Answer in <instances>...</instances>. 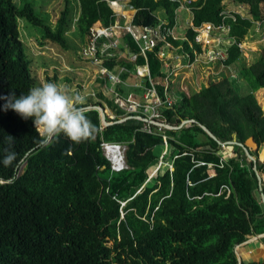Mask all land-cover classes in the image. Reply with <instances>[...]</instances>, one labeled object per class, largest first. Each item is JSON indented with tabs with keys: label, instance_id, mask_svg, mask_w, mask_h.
Listing matches in <instances>:
<instances>
[{
	"label": "trees",
	"instance_id": "trees-1",
	"mask_svg": "<svg viewBox=\"0 0 264 264\" xmlns=\"http://www.w3.org/2000/svg\"><path fill=\"white\" fill-rule=\"evenodd\" d=\"M223 1L196 0L195 24L220 23ZM231 1L250 7L252 19L235 14L234 21H225L230 36L240 43L255 22L264 21V0ZM178 6L172 0L126 4L136 9L134 24L140 27L156 25L158 11L174 24ZM57 13L52 23L34 0H0V98L12 92L27 95L41 86L20 37L19 19L39 33L41 43L79 58H84L89 28L116 20L108 0H63ZM187 34L194 41L195 32ZM123 41L112 49L116 55L105 59L112 71L145 62L142 55L136 63L121 57L126 48L140 50L129 35ZM183 47L192 57L193 49H200L188 40ZM148 61L152 75H160L163 62L156 51L148 52ZM225 64L231 65L236 80L224 77L177 101L171 97L161 108V123L178 127L183 120L195 121L176 130L136 118L103 127L99 111L93 109L84 112L98 130L94 139L76 144L61 135L45 146L33 121L4 111L0 99V161L8 136L14 138L10 151L16 154L12 166L0 163V264H264L240 262L235 250L264 234V202L254 162L236 144L234 155L224 159L217 154V143L198 126L221 143L232 141L233 134L242 145L251 141L256 148L246 147L257 156L264 176V153L258 154L264 147V107L256 95L264 87V50L248 66L235 43ZM121 74L128 76L125 70ZM98 80L104 85L108 77ZM240 81L248 93L239 92ZM160 89L167 101L163 86ZM98 92L100 101L90 105H107L115 120L129 116L103 90ZM134 115L145 117L141 112ZM103 141L126 145V170L112 172L101 151ZM161 146L167 153L157 168L161 157L156 150Z\"/></svg>",
	"mask_w": 264,
	"mask_h": 264
},
{
	"label": "built area",
	"instance_id": "built-area-1",
	"mask_svg": "<svg viewBox=\"0 0 264 264\" xmlns=\"http://www.w3.org/2000/svg\"><path fill=\"white\" fill-rule=\"evenodd\" d=\"M129 1L108 0L115 13H117L119 9V7L116 8V6H120L119 4L124 2L122 11H118L122 14L125 12L123 8H126V4ZM172 1L179 2V6L176 8L175 12L177 16L174 24H171V22H164L158 17V23H156V25L140 27L134 24L135 15L129 17L124 23L116 18L115 23L110 26L96 23L89 28L87 42L82 48V54L85 60H96L95 64H100L101 70L98 72L99 77H105L107 75L108 81L105 82V85H107V87L112 86L111 90L114 104L129 114L141 112L145 117L136 116V118L148 120L147 122L145 121L146 124H151L150 121H161V108L165 106L167 102H172V95L169 89H173L174 83L177 84L176 77L178 76V70L184 68L194 69V73H196L198 70L196 69L198 67L197 65L204 68V66L215 63L214 66L221 69L217 71V74L224 70L232 77V80H236L237 76L235 72L230 69L229 66H226L225 62L228 58L229 48L233 44L236 43L240 51H242L243 46H245L242 42L237 43L230 36V27L225 23L227 19L235 20L234 14H236V11H234V9H230L224 4L220 13V23L215 24L211 21H204L197 25L194 22L193 7L196 0ZM179 12H185V17H183V35L177 32ZM190 29L195 32L194 41L190 40L188 37L187 33ZM252 31L258 34L260 42L264 44V21L255 22V28ZM127 35L132 37L140 47L138 53L132 52L130 56L132 59H138V57L142 55L145 58V65H141L142 67H138L137 69V75L144 80V83L140 82V84H134L136 88L142 90V94L132 92L125 96L120 89L123 90L128 87V84L121 79V73L126 67L117 66L116 68L119 70L118 73H115V71L110 70L106 66L105 60L102 62L98 61L101 58L106 59L107 57H114L116 55V50L113 51L112 49L117 48L122 43L124 44L123 40ZM253 36L254 33H249L246 38L250 41ZM177 39H182L183 41L188 40L191 47H194V43H198L200 49L194 48V57H192L190 52L186 50L183 45L174 43ZM126 51L127 54H129L128 48H126ZM149 51H156L159 58L163 61L162 66L164 65V69L160 77L155 78L151 73L148 61ZM167 54L172 57L171 61L177 62L175 66L168 60ZM148 82L149 84H147ZM160 86L164 88L167 101H165L162 96ZM96 95L97 92L94 96ZM78 107L80 106L78 105ZM163 140L166 143L165 136H163ZM101 151L108 160L112 172L119 173L128 168L125 158L126 145L117 142L103 141L101 143ZM165 154L166 152H164L161 157L157 168L164 163Z\"/></svg>",
	"mask_w": 264,
	"mask_h": 264
},
{
	"label": "rangeland",
	"instance_id": "rangeland-1",
	"mask_svg": "<svg viewBox=\"0 0 264 264\" xmlns=\"http://www.w3.org/2000/svg\"><path fill=\"white\" fill-rule=\"evenodd\" d=\"M14 1L17 4L21 3V0H14ZM34 1H35V5L38 8H40V11L49 13L51 22L54 23L55 19L58 16L57 15L58 9L61 7L63 0H34ZM124 1L126 2L129 0H124ZM223 2L226 6L227 4H230L231 8L234 9V11H237L241 16L243 17L250 16L249 5H242L240 3L233 2L231 0H224ZM123 3L119 4L120 6H116V8L119 7L118 11H122ZM227 7L229 8V6ZM118 11L115 14H116V18H118L120 22L124 23L129 17L132 16L131 13L127 11H125L123 14ZM133 11H135V9H133ZM184 15L185 14H183V16ZM159 17L163 19V15L161 12L159 13ZM18 26H19L21 40L24 44L28 57L31 60V66L34 68L33 70L36 72L39 78L40 85L49 82L63 85L67 88L69 95L74 96L75 93L82 91V94L80 92L81 94L80 96L93 94L90 97L87 96L89 97V99H87V104L95 101L99 93L98 91L101 90V87L99 85L100 82H98L99 81L98 72L101 69H100V64H95L96 60H91V61L85 60L84 58H79L78 56H76L71 52L60 53V51L58 50V48H56L55 45L49 44L47 42L41 43L39 33L36 32L32 26L28 25L27 22L19 19ZM253 33L254 36L252 38V41L257 39L255 41L257 43V41H260L259 36L258 34H256L255 31H253ZM75 42L77 44H81L78 38H75ZM249 46L253 48V46H257V45L246 44V46H243V50L249 51L248 49L250 48ZM255 52L256 51H254L249 61V64L247 63L248 65L250 64L252 65L255 59L260 55V53L258 52L255 53ZM127 58L124 59L126 61L129 60L131 61V59L128 60ZM104 60H105L104 58H101L98 62H102ZM214 65L215 63H211L209 66H204V68L197 65L198 67L197 68L195 67L196 69H198L196 73H194V69H193L191 70L192 72L189 75H188L189 73L188 71L185 72L186 74H182L181 79L183 75H185L182 80L183 85L182 86L180 85L177 90L184 91V93H186L189 96L194 89L200 90L201 88L204 87L205 84L209 85L211 82L219 81L218 78L222 80L225 77V79H227L228 81L232 80V77L224 70L221 71L223 75H221L220 73L219 76L217 77V71H220L221 69L217 68V66ZM91 83H94V87L92 89L90 86ZM236 86L240 88L239 92L241 94L242 93L246 94L250 91L245 82L240 81V83L237 84ZM104 88L106 89V95L110 97L112 93L111 90L112 86L110 88H107V85H104ZM96 92L97 95L94 96ZM256 95H258V101L264 107V87L263 89L261 88L258 92H256ZM163 142L165 143V141ZM246 146L250 149L256 148V145L252 144L251 141H246ZM165 151L167 153V147L164 146H161L159 149L156 150L157 154H159V157H162ZM263 153H264V147H261L258 152L259 157H262ZM217 154H220L224 159H227L229 156L234 155L232 145L220 146L218 148ZM252 156H255L257 158L256 155H252ZM209 172L212 174L215 173L212 167L209 168ZM263 184H264V176H263L262 186ZM259 194L261 195L260 188H259ZM236 250L238 252V257H240L242 261L245 262L264 261V252L262 253L261 240L255 239V237H251L250 240L245 244H242L241 246H237Z\"/></svg>",
	"mask_w": 264,
	"mask_h": 264
},
{
	"label": "clouds",
	"instance_id": "clouds-1",
	"mask_svg": "<svg viewBox=\"0 0 264 264\" xmlns=\"http://www.w3.org/2000/svg\"><path fill=\"white\" fill-rule=\"evenodd\" d=\"M4 101L3 110H12L22 119H31L42 145L51 144L56 138L63 135L73 143H81L94 139L97 128L87 118L82 108L84 97L69 95L65 86L56 83H44L33 87L27 95L17 97L15 92L0 98ZM8 148L0 163L12 166L16 154L10 151L14 138H6Z\"/></svg>",
	"mask_w": 264,
	"mask_h": 264
},
{
	"label": "crops",
	"instance_id": "crops-1",
	"mask_svg": "<svg viewBox=\"0 0 264 264\" xmlns=\"http://www.w3.org/2000/svg\"><path fill=\"white\" fill-rule=\"evenodd\" d=\"M227 6H229V8L230 9H232L231 8V6H230V4H227ZM194 7V9H195V6H193ZM124 9V11H127V12H129V13H131V15L132 16H134L135 14H136V11H133V9H130V8H123ZM162 13V15H163V19L162 18H160L159 17V13ZM164 11H158L157 13H156V16H158L159 17V19L160 20H162V21H164V22H170L171 20L169 19V17H166L165 15H164ZM183 14H185V12H179V18H178V25H177V32L179 33V34H182L183 32H184V23H183V17H185V15L183 16ZM236 14H239L237 11H236ZM235 15V14H234ZM240 15V14H239ZM241 16V15H240ZM243 17V16H242ZM246 18H251V15L250 16H248V17H246ZM252 19V18H251ZM250 33H253V31H251ZM183 35V34H182ZM257 39H255L254 41H252V40H250V41H248V39L246 38V41H243L242 43H243V45H245L246 46V44H254V45H257V46H253V48H251V46H249L250 48H248L249 49V51H246V50H243L242 49V51H240L241 53H242V58L243 59H245V62H246V64L248 63L249 64V61H250V59H251V57H252V55H253V53H254V51H256L255 53H260L261 51H263L264 50V44H262L260 41H257V43L255 42ZM175 41H179V43H178V45H183L182 43L184 42L182 39H177V40H175ZM175 41H174V43H175ZM248 42V43H247ZM251 42V43H250ZM251 49V50H250ZM255 49V50H254ZM245 51H246V53H245ZM253 51V52H252ZM130 53H132L131 51L129 52V54H127V51L124 49V52H121V54H120V56L121 57H124V58H127L128 60L131 58L132 59V57L130 56ZM181 53V52H180ZM158 55V54H157ZM127 56V57H126ZM159 57V56H158ZM167 58H168V60H170V62H172V64L175 66L176 64H177V62L176 61H171V59H172V57H170V55L169 54H167ZM160 59V61H162L161 60V58H159ZM136 61H137V59H132L131 60V62H135L136 63ZM129 62H130V60H129ZM163 62V61H162ZM254 63V62H253ZM252 63V64H253ZM247 64V65H248ZM141 65H145V62L143 63V64H135L134 66H132L131 67V69H128V68H126V69H124L127 73H128V76L126 77V78H123L122 77V74H121V79L125 82V83H127L128 84V87L126 88V89H123V94L126 96L127 94H129V93H137V94H142V90H140L139 88H136L135 86H134V84L136 83H138V84H140V82H143L144 80H142V78H140L138 75H137V69H138V67H142ZM248 66H251V64L250 65H248ZM230 67V69H232V67H231V65L229 66ZM163 69H164V65L163 66H161V72H160V75H158V76H153V77H155V78H157V77H160L162 74H163ZM186 69V70H185ZM118 68H115L113 71H115V73H118ZM150 70H151V68H150ZM233 70V69H232ZM189 72L188 73V75L189 74H191V69H187V68H184V69H180V70H178V76L176 77V80H177V84H173V89H169V91H171V97H174V99H175V101H177V99H179V98H181V96H182V94H184V91H179V90H177L178 89V87L181 85H183L182 84V80H183V77L185 76V75H183V77H182V79H181V75L182 74H186L185 72ZM220 74V73H219ZM219 74H217V77L219 76ZM221 75H223V74H221ZM218 80H220L219 78H218ZM97 81V80H96ZM144 83V82H143ZM77 84V83H76ZM100 85V87H101V90H103L104 91V93L106 94V89L104 88V85H101V84H99ZM91 89L94 87V83H91ZM205 86H206V84H205ZM175 87H177V88H175ZM107 88H110V87H107ZM263 89V88H262ZM81 92V94H82V91H80ZM80 92H77V93H75L76 95L78 94V95H81L80 94ZM70 94H72V93H70ZM75 94H74V96H75ZM91 95H93V94H89V95H86V96H83L84 97V103L83 104H81V105H79L80 107H82V106H86V105H89V104H87V99H89V97L91 96ZM73 96V95H72ZM87 96H89V97H87ZM109 97V96H108ZM110 98L112 99V93H111V95H110ZM100 101V97H99V95H97V97H96V99H95V101L94 102H99ZM90 106H94V105H90ZM106 106V108L104 109V113H105V116H106V120L108 121V122H112V121H114L115 120V115H114V113L111 111V109H109L108 107H107V105H105ZM89 107V106H88ZM85 108V107H84ZM83 109V108H82ZM122 110V109H121ZM123 112L125 113V115H128L129 113H127L125 110H123ZM134 114H137V113H134ZM133 114V115H134ZM139 117V116H138ZM124 118H129V119H131V118H136V115H134V116H130V114H129V116H125ZM136 119H138V120H140V119H144V118H136ZM142 122H145V121H142ZM260 236V235H259ZM256 237H258V236H256ZM262 238V237H261ZM261 238H257V239H260L261 240ZM261 245H262V253L264 252V244L261 242ZM258 262V261H257Z\"/></svg>",
	"mask_w": 264,
	"mask_h": 264
},
{
	"label": "water",
	"instance_id": "water-1",
	"mask_svg": "<svg viewBox=\"0 0 264 264\" xmlns=\"http://www.w3.org/2000/svg\"><path fill=\"white\" fill-rule=\"evenodd\" d=\"M97 110V111H99V113H100V118H101V122H102V125H103V127H107V126H110V125H113V124H118V123H122V122H125L126 120H128L129 118H121V119H118V120H115V121H112V122H108L107 120H106V116H105V113H104V108L102 107V106H89V107H85V108H83V111H88V110ZM141 121H148V120H146V119H140ZM192 122H194L195 123V121L194 120H183L182 122H181V125H179L178 127H172V126H170V125H167V124H164V123H161V122H151L150 121V123L152 124V125H156V126H160V127H162V128H166V129H169V130H176V129H179V128H181L183 125H185V124H188V123H192ZM198 126L211 138V139H213L216 143H217V145H218V147H220V146H229V145H233V144H236V145H239L240 147H241V149H242V151L243 152H245L246 153V155L250 158V159H252L253 160V162H254V168H255V170H256V172H257V174H258V179H259V184H260V189H261V192H262V182H263V177L261 176V174L259 173V171H258V168H257V158L255 157V156H252L250 153H249V150H248V148L245 146V145H242L240 142H238L237 140H236V134H233V136H232V141H228V142H225V143H221L220 141H217L216 139H215V136L205 127V126H203V125H201V124H198ZM207 147H210L209 145L207 146ZM261 196H262V199H263V202H264V193L262 192L261 193ZM261 237H264V234L263 235H260V236H258V237H255V239H257V238H261ZM236 250V249H235ZM236 253H237V256H238V252H237V250H236ZM239 258V261L241 262V259H240V257H238Z\"/></svg>",
	"mask_w": 264,
	"mask_h": 264
}]
</instances>
